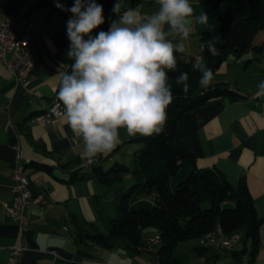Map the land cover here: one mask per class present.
<instances>
[{
    "label": "crops",
    "instance_id": "obj_1",
    "mask_svg": "<svg viewBox=\"0 0 264 264\" xmlns=\"http://www.w3.org/2000/svg\"><path fill=\"white\" fill-rule=\"evenodd\" d=\"M40 1L3 0L5 14H24L33 25L34 67L25 88L0 65V264H26L33 259H42L46 264H157L159 243L155 240L141 243L135 254L121 240L111 248H102L83 238L86 233L107 234L109 223L118 218L120 196L134 184V179L126 174L107 187L95 174L84 175L79 171L87 160L82 140L62 118L52 124L41 123L40 115L56 98L58 70L61 65L66 68V23L73 15L56 4L67 9L74 0H45L44 6L30 9ZM190 2L198 16L202 12L199 1ZM122 5L126 7L127 2ZM132 8L147 16L158 5L155 0H142ZM206 27L191 25L190 37L184 41L185 52L181 53L184 58L200 57L199 40ZM261 33L260 41L264 40V30ZM260 41L255 40L257 44ZM261 81L264 50L236 61L229 59L214 73L212 83L201 89L227 83L244 98L212 99L182 117V142L194 154L197 166L216 169L234 187L242 178L262 220L255 255L251 256L248 248L241 256L239 244L229 251L209 244L195 250L204 245L195 239L196 243L188 249L189 264H264V97L255 95ZM138 137L141 136L130 137L121 129L117 153L95 165L106 169L114 162L122 163L117 156L123 152H131L134 158L142 147L141 143L132 142ZM133 162L128 160L129 164ZM90 168L85 167L83 172ZM16 169H21L32 195L25 210L29 223L22 231L7 218L3 207L4 202L12 200L11 175ZM21 244L24 250L12 256V249Z\"/></svg>",
    "mask_w": 264,
    "mask_h": 264
},
{
    "label": "trees",
    "instance_id": "obj_2",
    "mask_svg": "<svg viewBox=\"0 0 264 264\" xmlns=\"http://www.w3.org/2000/svg\"><path fill=\"white\" fill-rule=\"evenodd\" d=\"M98 1L103 7L105 22L93 36L100 31H108L111 22L119 18L112 11L117 0ZM123 1L127 2L126 7L122 5ZM141 1L120 0L121 11ZM198 1L202 12L209 17L206 30L199 40L200 48L204 44L199 59H203L213 73L229 59L236 61L246 54H260L264 50V40L258 44L255 42L258 34L264 30V0ZM44 5L45 0H41L30 9ZM214 36L220 38L215 42L220 50V55L216 57H212L207 50V42ZM69 46L70 41L67 52ZM195 60L177 54V67L168 72V84L175 99L167 109L165 131L160 135L132 140L142 145L134 157L132 170L119 162L106 169L101 164L95 165L106 162L117 153L118 147L108 155H101L90 165L87 173L83 172V167H79L84 175L95 174L107 187L119 182L126 174H131L134 179V184L120 196L118 218L109 223L107 234L86 233L84 239L88 238L102 248H111L117 240H121L124 247L135 254L139 252L141 243L155 240L159 243L155 259L157 264H189L187 256L177 250L178 244L200 239L204 245L195 250L204 249L207 244L211 245L208 236L219 228L222 239H231L235 234L241 236V256L248 248L251 256L256 254L262 220L258 217L244 180L241 178L234 187L216 169L199 168L194 154L182 142L180 125L186 112L216 98L224 97L231 101L244 98L227 83H216L206 90L201 89L198 83L200 74L192 67ZM64 61L65 70H68V65L73 61L67 56ZM182 72H188L190 77L191 88L186 95L175 84ZM150 233L156 236L152 238ZM26 264L46 263L42 259H33Z\"/></svg>",
    "mask_w": 264,
    "mask_h": 264
},
{
    "label": "clouds",
    "instance_id": "obj_3",
    "mask_svg": "<svg viewBox=\"0 0 264 264\" xmlns=\"http://www.w3.org/2000/svg\"><path fill=\"white\" fill-rule=\"evenodd\" d=\"M158 9L143 15L139 9L121 11L120 0L112 11L118 15L108 31L92 32L102 25L103 7L94 0H74L71 8L56 6L73 15L66 23L70 41L67 58L73 61L58 70L57 107L72 133L83 142L89 161L108 155L120 143V130L128 136L152 137L165 131L167 109L175 99L168 84V72L177 67V54L185 52L184 41L193 23L207 26L206 12L195 15L190 0H155ZM207 42L212 57L220 55L215 42ZM204 44H201V50ZM193 71L200 74L199 85L208 87L213 70L197 59ZM182 72L175 84L185 95L191 84ZM257 97H264V81Z\"/></svg>",
    "mask_w": 264,
    "mask_h": 264
},
{
    "label": "built area",
    "instance_id": "obj_4",
    "mask_svg": "<svg viewBox=\"0 0 264 264\" xmlns=\"http://www.w3.org/2000/svg\"><path fill=\"white\" fill-rule=\"evenodd\" d=\"M95 3L101 5L98 0ZM197 59V57H196ZM0 65L7 69L14 81L27 88L29 77L34 67V38L33 25L24 14H14L3 12V0H0ZM57 98L53 99L50 106L40 115L43 124H52L61 117L59 113L61 107H57ZM98 159L83 162L81 167L85 168L92 165ZM11 202H4L3 207L7 213V218L16 223L21 231L28 225L25 217V210L31 202V192L27 183L22 177L21 169H16L11 175ZM219 231L215 232L214 239H208L211 245H217L218 250L232 249L241 241V236L235 242L220 241ZM24 245H16L11 255L16 256Z\"/></svg>",
    "mask_w": 264,
    "mask_h": 264
},
{
    "label": "rangeland",
    "instance_id": "obj_5",
    "mask_svg": "<svg viewBox=\"0 0 264 264\" xmlns=\"http://www.w3.org/2000/svg\"><path fill=\"white\" fill-rule=\"evenodd\" d=\"M261 36H262V33L259 34V36L256 39H258L260 41L261 40ZM117 159L120 160L122 163H124L130 170H132L133 165H134V162H133V164H129L128 163V160L129 161H131V160L134 161V158L132 157V153L131 152L130 153L129 152L128 153L127 152L126 153L123 152V154L117 156ZM235 235H239V234H235ZM230 237H227V238H230ZM195 243H196V240H188V241H185L183 243L178 244L177 250L180 251V252H182L186 256H189L190 257L191 255H189V251H188L189 245H194Z\"/></svg>",
    "mask_w": 264,
    "mask_h": 264
},
{
    "label": "bare ground",
    "instance_id": "obj_6",
    "mask_svg": "<svg viewBox=\"0 0 264 264\" xmlns=\"http://www.w3.org/2000/svg\"><path fill=\"white\" fill-rule=\"evenodd\" d=\"M196 59V58H195ZM197 59H199V57H197ZM196 59V60H197ZM218 231V230H217ZM216 231V232H217ZM222 237V233H221V231H219V239H220V241H227V242H235L238 238H239V236L238 235H235L234 237H232L231 239H222L221 238ZM207 238V237H206ZM215 238V233L214 234H212V235H209L208 236V239H214ZM213 247H215L216 249H217V245H212Z\"/></svg>",
    "mask_w": 264,
    "mask_h": 264
}]
</instances>
